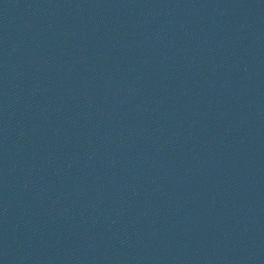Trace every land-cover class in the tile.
<instances>
[{
    "label": "water",
    "instance_id": "water-1",
    "mask_svg": "<svg viewBox=\"0 0 264 264\" xmlns=\"http://www.w3.org/2000/svg\"><path fill=\"white\" fill-rule=\"evenodd\" d=\"M0 264H264V0H0Z\"/></svg>",
    "mask_w": 264,
    "mask_h": 264
}]
</instances>
